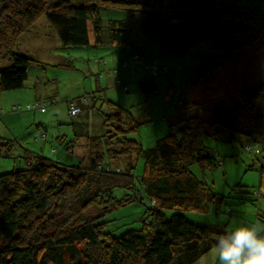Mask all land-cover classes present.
<instances>
[{
	"label": "trees",
	"instance_id": "1",
	"mask_svg": "<svg viewBox=\"0 0 264 264\" xmlns=\"http://www.w3.org/2000/svg\"><path fill=\"white\" fill-rule=\"evenodd\" d=\"M104 8L124 11L125 16L105 24ZM42 17L66 47L95 46L121 52L112 67L106 58L96 62L104 66L101 75L113 73L125 91L130 86L123 83L121 69L137 78L145 95L158 90L156 77L172 73L165 64L146 61L142 50L130 45L136 37L158 43L163 52L177 58L192 50L217 54L201 60L180 94L169 134L157 139L152 148L145 149L129 137L139 126L137 117L106 95L101 96L108 110L105 134L87 137L86 152L78 164L30 152L18 139L0 138V156L18 157L25 164L0 174V264H68L66 253L71 255V264H196L215 249V238L228 229L222 223L199 224L188 217L189 213L209 212L210 205L218 201L221 211L223 201L191 172L190 165L221 163L205 145L206 137L227 135L232 140L245 135L263 143L264 124L258 128L245 112L257 109L264 82L239 91L243 106L208 109L203 105L205 111L194 109L201 104L187 98L189 87L207 64V74L216 72L222 58L264 43V11L217 0H0V60L7 64L0 69V93L25 87L32 59L16 52V47L19 38L34 30ZM143 70L150 71V76H141ZM49 98L45 102L35 99L29 105L54 104L55 99ZM71 103L78 108L73 115ZM68 110L75 117L83 107L69 100ZM41 138L46 140L47 135ZM245 148L252 150L250 145ZM65 149L71 159L74 147L67 144ZM255 155L263 160L264 149L257 148ZM136 156L144 160L139 175ZM117 190L123 196H117ZM134 202L145 208L142 227L120 235L108 231V215ZM258 217L264 222V212Z\"/></svg>",
	"mask_w": 264,
	"mask_h": 264
},
{
	"label": "rangeland",
	"instance_id": "2",
	"mask_svg": "<svg viewBox=\"0 0 264 264\" xmlns=\"http://www.w3.org/2000/svg\"><path fill=\"white\" fill-rule=\"evenodd\" d=\"M217 1L260 8L264 11V0ZM102 16L106 24L109 19L124 18L125 12L104 8ZM51 33H54L53 27L42 17L37 24V30L32 29L24 33L18 40L16 52L29 56L32 64L28 70L29 79L25 87L0 93V138L18 139L30 152L46 156L52 154L54 160L60 157L62 162L69 165L79 163V159L86 152L85 141L88 136L105 134L104 114L108 110L101 96L107 91L109 99L137 117L139 126L129 137L138 141L145 149L152 148L157 139L169 134V122L176 111L180 94L198 69L201 60L217 54L207 52L204 56H199L197 53L200 51L192 50L181 58L165 56L161 54L160 51L163 50L158 43L154 42V55L150 53L147 58L150 62L167 65L172 73L161 74L158 90L145 95L139 89L137 80L127 81L126 78H121L123 83H129L130 91H125L116 83L117 77L115 83H109L108 86L105 76L108 74L101 75L104 66L97 64L96 58L110 59V49L107 51L95 46L66 47L61 43H52L56 39L50 36ZM46 41L51 45L47 46L48 51L43 52L42 47L46 48L43 46ZM48 52L60 59L56 61ZM72 59L74 61H70ZM60 60L63 61L62 65L59 64ZM219 61L221 67L216 72L207 74L210 68V64H207L198 81L189 87L190 97L187 98L201 104L196 106L195 110L205 111L204 106L208 109L218 106L238 107L244 102L239 93L244 86L264 82V43L248 52L234 54ZM72 62L74 67L65 66ZM4 66L7 64L0 60V69ZM36 91L43 96L40 101L50 100V96L55 99L54 104L45 105V112L28 108L29 103L35 101ZM86 95L93 99L86 101ZM69 100H75L83 107L75 117L69 114ZM240 111L244 112V109ZM245 114L255 119L253 124L258 128L263 126L264 96L257 101V109L254 112L246 111ZM43 134L47 135L46 140L41 138ZM227 139V135L223 139H204L205 145L220 160V164L214 167H204L198 162L190 165V170L195 176L206 181L215 193L221 195L222 210L219 211L220 201L213 202L209 212L189 213L188 217L199 224L222 223L228 230L245 223H257L264 227L263 219L258 217L259 212L261 216L264 212V159L261 160L255 155L257 148L264 149V141L257 144L245 135ZM67 144H71L75 149V155L71 159L65 149ZM246 145H250L252 150L248 151ZM54 148H57L55 153ZM16 151L20 153V147H17ZM135 161V171L139 175L144 160L136 156ZM24 165L21 158L0 156V174ZM116 195L123 196L119 190ZM144 216L145 208L139 203L120 207L108 215L107 230L114 235H120L129 229H139L142 227ZM78 247L84 250L83 244ZM65 255L66 262L71 264V255ZM196 264H217L215 249Z\"/></svg>",
	"mask_w": 264,
	"mask_h": 264
},
{
	"label": "clouds",
	"instance_id": "3",
	"mask_svg": "<svg viewBox=\"0 0 264 264\" xmlns=\"http://www.w3.org/2000/svg\"><path fill=\"white\" fill-rule=\"evenodd\" d=\"M217 264H264V227L235 226L215 238Z\"/></svg>",
	"mask_w": 264,
	"mask_h": 264
},
{
	"label": "crops",
	"instance_id": "4",
	"mask_svg": "<svg viewBox=\"0 0 264 264\" xmlns=\"http://www.w3.org/2000/svg\"><path fill=\"white\" fill-rule=\"evenodd\" d=\"M41 23H42V22H41ZM43 24H44V23H43ZM34 29L37 30V26H36ZM53 34H54V35H53ZM50 36L56 39V41H53L52 43H55V42L60 43V41L57 39V36H56L55 33H51ZM107 44H108V43H107ZM49 45H51V44H50L48 41H46V42L44 43L43 46H46V48H45V47H42L43 52L48 51L47 46H49ZM130 45H131L132 47L135 46V47L141 49L142 51H141V50H138V51H141V55H142V57H143L146 61L150 62L149 59L147 58V57H148L147 55H150V53H152V55H154V54H153V51H154V45H153V43H151V42H149V41H146L145 39H141V38L136 37L135 39H132V40H131ZM96 48H98V47H96ZM109 52H110V54H111V56H110L111 58H110V59L108 58V61H109V67H112V66H114V65L117 64V61H118V59H119L120 56H121V52L114 51V49H112V48H110V51H109ZM160 52H161L162 55L169 56L168 54L164 53L163 51H160ZM48 53H49V52H48ZM197 54H198L199 56H204V55H205V54L203 55L202 52H199V53H197ZM49 56L52 57V58H55L56 61L60 59L59 57L52 56L51 53H49ZM97 57H98V56H97ZM100 58H101V57H100ZM96 59H97V58H96ZM72 60L74 61V59H72ZM155 61H156V60H155ZM61 63H63V61L60 60V61H59V64H61ZM95 63H96V62H95ZM89 64L91 65V63H89ZM97 64H100V63L98 62ZM90 65H89V66H90ZM89 68H91V67H89ZM183 70H184V69H183ZM120 73H121V76H122L123 78H126L127 81H135V80H137V78H136L135 76H133L132 73H130V71H128V70H126V69H121V70H120ZM105 74H106V73H105ZM107 74H108V75H105V76H106V78H107V84H108V86H110L109 83H115V77H116V76H115L113 73H111V72H110V73H107ZM141 76H150V71H148V70H143ZM160 78H161V75L158 76V77H156L157 84L159 83ZM36 93H37V96H36L35 99H41V97H43V96H41V94H39V91H38V92L36 91ZM107 93H108V91L105 93L106 97L109 95V94H107ZM108 97H109V96H108Z\"/></svg>",
	"mask_w": 264,
	"mask_h": 264
},
{
	"label": "built area",
	"instance_id": "5",
	"mask_svg": "<svg viewBox=\"0 0 264 264\" xmlns=\"http://www.w3.org/2000/svg\"><path fill=\"white\" fill-rule=\"evenodd\" d=\"M153 70L155 73L158 72V67L156 65L153 66ZM29 107L28 108H36V107H39L41 109V111H45L46 110V107L44 106H41L40 104L37 106L36 104H33V105H28ZM71 114H75L78 112V108L74 107L73 104L71 103Z\"/></svg>",
	"mask_w": 264,
	"mask_h": 264
}]
</instances>
